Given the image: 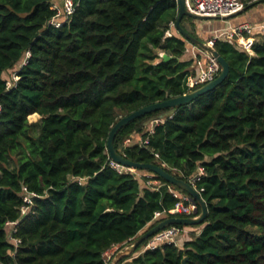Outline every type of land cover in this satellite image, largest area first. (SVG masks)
I'll return each mask as SVG.
<instances>
[{"label":"trees","instance_id":"16d2710c","mask_svg":"<svg viewBox=\"0 0 264 264\" xmlns=\"http://www.w3.org/2000/svg\"><path fill=\"white\" fill-rule=\"evenodd\" d=\"M72 1L56 27L54 0H0V264H109L107 253L159 222L195 216L169 213L174 192H186L148 171L119 172L108 151L120 118L192 90L202 56L184 59L192 44L176 28L178 1ZM242 1L246 10L264 3ZM193 20L182 27L201 39ZM214 47L230 64L223 84L115 139L125 158L186 182L203 167L196 188L208 216L192 226L199 232L175 225L177 244L141 251L150 238L119 264H264V35L251 52L225 38ZM16 68L10 85L4 75Z\"/></svg>","mask_w":264,"mask_h":264},{"label":"water","instance_id":"95a60500","mask_svg":"<svg viewBox=\"0 0 264 264\" xmlns=\"http://www.w3.org/2000/svg\"><path fill=\"white\" fill-rule=\"evenodd\" d=\"M179 4V16L176 21V28L179 33L184 36L192 45L197 47L200 51L209 54L212 56L221 66L220 74L214 79L201 87L186 93L182 96L174 97L165 101L156 102L154 104H150L148 106L142 107L141 109L132 112L129 115H126L120 118L116 124L112 127L108 138V151L110 154L111 161L122 165L127 168H131L134 170H143L154 173L156 176L163 178L168 183L180 188L182 191L186 192L190 198L198 204L201 209V212L198 214V211L195 213L194 217H169L157 225L149 229L147 232L140 235L136 238L133 243L123 250H120L115 257L109 262V264H119L124 258L134 254L137 249L147 240L154 237L159 232L175 225H183L186 227H192L195 225L203 224L208 216V206L202 194L190 183L184 180L179 179L175 175L169 173L166 169L158 166L154 163H137L125 158L122 154L118 152L115 147V139L119 132L127 126L130 122L139 119L147 114L152 112L176 108L182 105H187L192 103L194 100L198 99L199 97L205 95L206 93L215 90L221 84H223L230 72V64L228 61L221 56V54L215 49L214 45L209 44L199 38L194 37L190 32H188L185 28L182 27V19L184 16L191 17L195 20H206V19H217L220 17H207V16H199L196 15L186 7V0H177ZM246 10V9H245ZM244 10V11H245ZM242 13V12H241ZM240 14V13H238ZM235 14V15H238ZM235 15L229 16L227 18H231ZM223 18V19H227ZM165 58H169L165 56ZM184 264H187V259L184 260Z\"/></svg>","mask_w":264,"mask_h":264},{"label":"built area","instance_id":"2783aa9c","mask_svg":"<svg viewBox=\"0 0 264 264\" xmlns=\"http://www.w3.org/2000/svg\"><path fill=\"white\" fill-rule=\"evenodd\" d=\"M62 7H56L58 9L57 16L51 22V24L56 27H60L62 25V17L70 16L75 11V5L72 0H62ZM186 7L187 10L199 16L220 18H227L229 16L241 13L246 9L245 3L242 0H186ZM257 28L258 27L251 24H241L233 28V33L231 34H227L225 32H217L216 35L208 43L214 45L216 39L221 38L235 40V42H237L239 46L251 52L254 39L248 37L252 36L254 34V30ZM167 36H172V33L168 31ZM220 71V64L212 56L205 53L202 55V58L198 59L192 75H190L188 78L187 85L190 89H192L191 91H193L201 87L202 85L216 79V77L220 74ZM163 121V119L154 120L151 123L149 132L152 133L154 131L155 126ZM136 142L145 144L148 143V140H143L142 138H131L126 140V144ZM111 162L113 167L116 168L119 172H130L140 178L142 177L134 169L124 167L113 161ZM204 175L205 169L203 167H199V172L194 177H192L189 182L196 188V183L200 181L202 176ZM146 177L148 178L147 183L150 186L159 187L161 185V182L155 179L153 175H147ZM174 195L180 197V200L178 201L176 206L169 211L170 214H182L189 216L195 214L198 211V204L195 203L189 195H183L178 192H174ZM25 201L27 203L32 202L30 196L28 195L25 196ZM26 209L27 208L24 209V213L27 212ZM158 216H160V214H158ZM11 225H14V223H12ZM181 233L182 230L180 228L176 226H171L152 237L145 246L144 250L156 249L163 243L174 242L177 244L179 242L178 240L181 236Z\"/></svg>","mask_w":264,"mask_h":264},{"label":"crops","instance_id":"0c3cea01","mask_svg":"<svg viewBox=\"0 0 264 264\" xmlns=\"http://www.w3.org/2000/svg\"><path fill=\"white\" fill-rule=\"evenodd\" d=\"M197 21L202 23L201 34L203 36H207L208 38H213L217 32H225L227 34H231L233 33V28L241 24H251L258 28L254 30V34L252 36L248 37L247 35V37L255 40L264 35V3H259L258 5L245 10L242 13L231 18H217ZM196 55H200L199 52L196 53L189 50L184 59H189ZM187 229H189L190 231V229L192 228ZM184 236L182 238H184Z\"/></svg>","mask_w":264,"mask_h":264},{"label":"rangeland","instance_id":"374dc122","mask_svg":"<svg viewBox=\"0 0 264 264\" xmlns=\"http://www.w3.org/2000/svg\"><path fill=\"white\" fill-rule=\"evenodd\" d=\"M54 2H55V6L56 7H58V8H61L62 7V0H54ZM63 8V7H62ZM201 22H199V21H197V20H193V21H191V22H188L187 23V26H188V28L189 29H191V30H195V32H197V34H198V36L203 40V41H205V42H209V41H211V37L210 38H208L207 36H203L202 34H201ZM173 32L176 34V35H179V33H178V31L177 30H173ZM190 47V50L192 51V52H199V54L202 56L203 54H205L204 52H202V51H200L197 47H195L194 45H189ZM17 68H19V66L17 67ZM17 68L15 69V70H13V71H10V72H8V73H6L5 75H4V77L5 78H7L8 79V81H9V83H10V85H13V82L14 81H16L18 78L15 76V71L17 70ZM41 119V116L39 115V114H33V115H31L30 117H29V120H30V122H37V121H39ZM138 174H140V176H145V175H143V174H145V173H140V172H138ZM147 176V175H146ZM27 210V209H26ZM27 212H28V210H27ZM190 228H192V227H190ZM188 230V231H187ZM201 230V228H192V229H190V231H189V229H186V231L190 234L192 231H196V232H199ZM180 242V241H179ZM144 248L145 247H143L142 249H141V251H144ZM123 250V249H122ZM120 250H119V248H115V249H113V250H111L108 254H106V258H107V260L108 261H111L114 257H115V255L119 252ZM138 253H135L134 254V256H136ZM133 255V254H132ZM123 264H127V262H125V263H123Z\"/></svg>","mask_w":264,"mask_h":264}]
</instances>
